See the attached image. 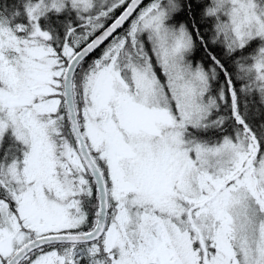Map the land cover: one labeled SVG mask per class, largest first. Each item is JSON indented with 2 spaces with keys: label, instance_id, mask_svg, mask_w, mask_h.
<instances>
[{
  "label": "snow or ice",
  "instance_id": "obj_1",
  "mask_svg": "<svg viewBox=\"0 0 264 264\" xmlns=\"http://www.w3.org/2000/svg\"><path fill=\"white\" fill-rule=\"evenodd\" d=\"M0 264H264V0L0 3Z\"/></svg>",
  "mask_w": 264,
  "mask_h": 264
},
{
  "label": "rangeland",
  "instance_id": "obj_2",
  "mask_svg": "<svg viewBox=\"0 0 264 264\" xmlns=\"http://www.w3.org/2000/svg\"><path fill=\"white\" fill-rule=\"evenodd\" d=\"M2 2H5V0H0V3H2ZM9 2H10V0H9Z\"/></svg>",
  "mask_w": 264,
  "mask_h": 264
}]
</instances>
